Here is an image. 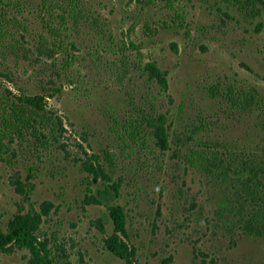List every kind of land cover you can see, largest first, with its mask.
I'll list each match as a JSON object with an SVG mask.
<instances>
[{
	"label": "rangeland",
	"instance_id": "obj_1",
	"mask_svg": "<svg viewBox=\"0 0 264 264\" xmlns=\"http://www.w3.org/2000/svg\"><path fill=\"white\" fill-rule=\"evenodd\" d=\"M77 1L86 18L63 21L42 0H0V106L21 90L44 95L64 126L55 138L39 126L1 136V226L50 201L39 234L56 264H264V235L250 238L238 215L218 214L225 183L185 162L205 142L219 145L230 166L264 153V1L256 14L233 0H177L174 9ZM49 26L73 45L68 69L62 55L39 52L53 42ZM148 63L167 72L168 88ZM244 91L258 103L237 106ZM148 114L167 116L168 150L155 144ZM88 161L111 181L89 186ZM90 194L100 203L88 204ZM116 205L127 217L130 262L106 244ZM0 264H31L30 253L15 246L0 252Z\"/></svg>",
	"mask_w": 264,
	"mask_h": 264
},
{
	"label": "trees",
	"instance_id": "obj_2",
	"mask_svg": "<svg viewBox=\"0 0 264 264\" xmlns=\"http://www.w3.org/2000/svg\"><path fill=\"white\" fill-rule=\"evenodd\" d=\"M136 1L143 7L152 6L156 1H161L169 8L174 9L177 0ZM233 1L240 4L243 9L254 11L256 14L257 2L263 3L264 0ZM42 9L48 12L53 9L60 10V17L63 21H68L69 18L75 20L86 18V15L83 14L84 8L77 0H42ZM92 20L98 24L97 19L92 18ZM49 31L53 42L49 46L43 45L39 52L45 53L49 58H54L58 54L62 55L63 69L70 68L73 62L70 52L73 45L66 43L59 29L49 26ZM146 69L162 88H168L167 72L161 70L157 63H148ZM60 91V89L56 90V92ZM44 99V95H29L24 90H21V94L13 100L1 98L0 139L1 136L5 137L12 133L19 136L33 133V131H37L38 126L39 129L49 127L50 134L55 138L58 130L64 127L63 121L48 112ZM257 99L253 92L244 91L242 99L240 101L233 100V102L240 108L247 109L256 105ZM147 103L154 109L152 99H148ZM260 117L264 126V109H261ZM144 123L151 129L157 147L162 151L168 150L170 148V125L167 116L148 114L144 117ZM107 156L112 167L111 156L108 153ZM223 156L219 145L205 142L201 149H192L190 153L186 154L185 162L202 174L217 181L219 179L222 184L225 183L226 188L222 189L224 195L218 202L219 216L238 215L248 237H261L264 235V153L252 155L241 163L234 162L232 166L226 164ZM84 166L89 173L86 178L89 186L99 179H102L103 182L111 181L107 170L101 165L95 166L88 161ZM114 189L116 188L114 187ZM86 202L88 204L100 203L98 198L92 194L86 196ZM52 208L53 203L45 201L41 206V212L16 214L9 221L6 230L0 224V252L10 253L15 246H18L29 251L31 264H56L52 247L46 240H42L39 234L43 217L49 214ZM110 215L115 230L106 241L107 247L119 258L130 262L135 252L121 238L127 234L126 213L122 206L116 205L110 207Z\"/></svg>",
	"mask_w": 264,
	"mask_h": 264
}]
</instances>
